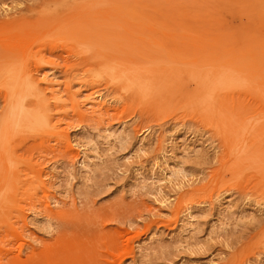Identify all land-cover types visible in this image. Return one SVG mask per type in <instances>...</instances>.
Here are the masks:
<instances>
[{"label": "rangeland", "instance_id": "rangeland-1", "mask_svg": "<svg viewBox=\"0 0 264 264\" xmlns=\"http://www.w3.org/2000/svg\"><path fill=\"white\" fill-rule=\"evenodd\" d=\"M0 264H264V0H0Z\"/></svg>", "mask_w": 264, "mask_h": 264}, {"label": "bare ground", "instance_id": "bare-ground-1", "mask_svg": "<svg viewBox=\"0 0 264 264\" xmlns=\"http://www.w3.org/2000/svg\"><path fill=\"white\" fill-rule=\"evenodd\" d=\"M6 11V10H5ZM227 12V11H226ZM242 79H243V77H242ZM18 114L21 116V115H23V110H22V108L21 109H19V111H18ZM72 145V144H71ZM84 164V163H83ZM176 184V183H175ZM178 184V183H177ZM182 187H184V186H182ZM158 193H160V192H158ZM164 199V198H163ZM163 201V200H162ZM165 202H166V200H165ZM48 212L49 213H51V210H48ZM190 217L192 218V216L190 215Z\"/></svg>", "mask_w": 264, "mask_h": 264}]
</instances>
